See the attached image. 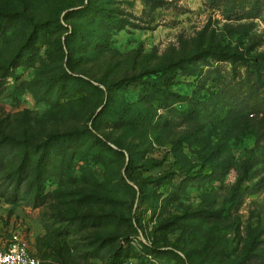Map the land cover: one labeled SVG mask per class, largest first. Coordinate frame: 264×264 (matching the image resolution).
Masks as SVG:
<instances>
[{"label": "rangeland", "instance_id": "obj_1", "mask_svg": "<svg viewBox=\"0 0 264 264\" xmlns=\"http://www.w3.org/2000/svg\"><path fill=\"white\" fill-rule=\"evenodd\" d=\"M14 235L41 264H264V0H0Z\"/></svg>", "mask_w": 264, "mask_h": 264}, {"label": "built area", "instance_id": "obj_2", "mask_svg": "<svg viewBox=\"0 0 264 264\" xmlns=\"http://www.w3.org/2000/svg\"><path fill=\"white\" fill-rule=\"evenodd\" d=\"M0 264H41V262L14 235L7 245L0 249Z\"/></svg>", "mask_w": 264, "mask_h": 264}, {"label": "trees", "instance_id": "obj_3", "mask_svg": "<svg viewBox=\"0 0 264 264\" xmlns=\"http://www.w3.org/2000/svg\"><path fill=\"white\" fill-rule=\"evenodd\" d=\"M115 254L116 253H112L109 257H108V259H107V264H112L113 263V260L115 259Z\"/></svg>", "mask_w": 264, "mask_h": 264}]
</instances>
